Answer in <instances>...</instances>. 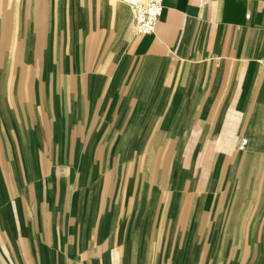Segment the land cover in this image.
<instances>
[{
  "label": "crops",
  "instance_id": "1",
  "mask_svg": "<svg viewBox=\"0 0 264 264\" xmlns=\"http://www.w3.org/2000/svg\"><path fill=\"white\" fill-rule=\"evenodd\" d=\"M31 1L0 0V264H264V0L144 35L127 0Z\"/></svg>",
  "mask_w": 264,
  "mask_h": 264
},
{
  "label": "built area",
  "instance_id": "2",
  "mask_svg": "<svg viewBox=\"0 0 264 264\" xmlns=\"http://www.w3.org/2000/svg\"><path fill=\"white\" fill-rule=\"evenodd\" d=\"M133 13V20L138 35L151 33L162 14V0H127ZM247 140H240V147H244Z\"/></svg>",
  "mask_w": 264,
  "mask_h": 264
},
{
  "label": "rangeland",
  "instance_id": "3",
  "mask_svg": "<svg viewBox=\"0 0 264 264\" xmlns=\"http://www.w3.org/2000/svg\"><path fill=\"white\" fill-rule=\"evenodd\" d=\"M42 2V9L43 10H46L47 9V2H45L44 0L43 1H41ZM41 2H40V0H38V3H37V5H38V8L40 7V4H41ZM26 5H27V10L29 11L30 10V7L32 8L33 7V4H32V1L31 0H27V2H26ZM27 10H26V13H27ZM33 57H31V58H29V59H27L28 61L26 62V68H28V67H32L31 68V70L33 69V70H36V69H38V63H37V61H38V59L37 58H35L34 59V61H33ZM35 68V69H34ZM32 75L30 74V73H27V89H26V97L29 99L30 97H32V91H31V88H30V83H31V80H32V77H31ZM242 138H245V137H240V139H239V143H238V146H239V148H244V147H240V140L242 139Z\"/></svg>",
  "mask_w": 264,
  "mask_h": 264
}]
</instances>
